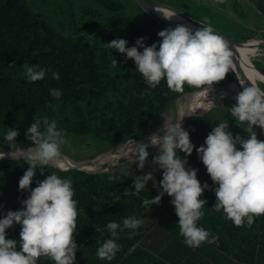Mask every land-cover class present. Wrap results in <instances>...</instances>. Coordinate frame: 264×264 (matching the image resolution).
I'll return each instance as SVG.
<instances>
[{"label":"trees","instance_id":"1","mask_svg":"<svg viewBox=\"0 0 264 264\" xmlns=\"http://www.w3.org/2000/svg\"><path fill=\"white\" fill-rule=\"evenodd\" d=\"M130 1L139 7L135 0ZM190 1L169 0L167 4L188 15ZM246 1L264 15V0ZM234 3L239 10L240 4ZM204 11L210 10L197 2L190 17L206 23L202 21ZM163 29L166 28L148 14L137 13L126 0H0V140L9 127H16L19 130L16 141L27 148L33 144L26 136L27 129L38 116L55 119L66 135L91 136L106 147L150 136L155 132L157 120L175 101L207 85L194 88L185 84L183 90L173 91L162 80L157 87L149 88L134 59L108 48L105 42L120 37L131 47L138 37H145V44L151 45L162 40L158 32ZM115 59L117 64H113ZM25 63L46 67V76L28 81ZM257 67L262 70L260 65ZM54 71L60 73L58 80L52 76ZM233 81L227 73L223 80L213 84ZM51 87H59L63 95L53 97ZM146 88L149 91L145 92ZM230 107L188 117L185 129L196 147L190 156L177 150L181 158L185 157L191 167L198 169L201 183L212 186L202 194L207 204L198 224L210 230V239L217 238L199 247L186 245L181 236L180 240L173 238V251L171 247L167 249L172 235L162 225L179 227L171 196L165 193L159 204L143 205V199L159 194L162 186L158 181L162 180L164 170L155 176L156 183L149 181L136 193L135 178L119 172L90 173L45 166L41 173L37 167L32 188L51 172L72 179L74 198L78 201L76 264H264V214L257 216L251 227L237 226L223 210L211 208L216 202L215 184L196 151L220 121L229 124L228 130L233 135L247 138V122L236 121ZM28 167L22 159H0V217L9 209L23 207L21 201L30 195L29 190H20L18 183ZM109 176L115 179L110 180ZM133 215L142 217L143 225L131 237L129 232L133 230L121 231L116 237L121 249L115 258L100 259L96 254L98 242L110 236L107 222L116 220L122 224L123 218ZM21 228V224H14L7 229L8 237L19 241ZM149 235L160 251L146 242ZM133 245L134 251H129ZM38 264L55 262L42 256Z\"/></svg>","mask_w":264,"mask_h":264},{"label":"clouds","instance_id":"2","mask_svg":"<svg viewBox=\"0 0 264 264\" xmlns=\"http://www.w3.org/2000/svg\"><path fill=\"white\" fill-rule=\"evenodd\" d=\"M164 15L171 18L166 13ZM202 23L206 26L195 31L185 24L163 29L158 32L162 40L151 45L145 44V37H138L131 47L125 38L120 37L105 44L134 59L136 69L149 88L157 87L162 80H166L173 91L183 90L185 84L201 88L223 80L233 66L230 41L219 34L211 23ZM117 63V59L113 60V64ZM24 67L30 82L42 80L48 71L39 63H25ZM52 76L58 80L60 73L54 71ZM240 83L243 85L245 82ZM49 92L56 98L63 95L59 87H51ZM230 110L236 121L247 122V138L233 135L228 130L229 124L220 121L196 151L215 184L216 202L211 208L223 210L237 226L251 227L255 218L264 214V140L258 138L254 129L257 125L264 127V88L251 81V86L237 93L236 103ZM186 111L188 115L195 113L191 109ZM182 119L173 123L166 116L163 135L153 132L148 143H136L135 163L143 169L149 156V144L159 146L153 163L164 170L162 180L158 181L162 187L158 195L143 199V205L152 207L159 204L165 193L171 196L183 242L195 248L217 238L211 236L210 239V230L198 224L205 215L203 209L207 204V199L201 198L202 194L212 186L207 182L202 184L198 179V169L191 167L188 160L181 158L177 152L183 151L190 156L196 147L190 132L182 127ZM18 135V128H8L4 140L11 145V151L0 154V158L11 155L22 158L30 165L18 182L19 189L29 190L30 195L21 201L23 207L9 209L0 217V264H38L42 256L50 258L55 264H76L78 201L74 198L72 179L51 172L45 179L39 180L36 187H31L38 166L41 173L45 166L63 168L60 161L64 157L62 146L68 143L66 131L58 127L55 119L38 116L26 132L33 144L21 147L16 141ZM238 144L242 147L238 148ZM109 179L115 177L109 176ZM149 181L156 183L151 171L136 175L134 191L139 193ZM16 223L22 225L19 241L9 238L7 232ZM143 223V218L135 215L123 218L122 224L109 220L106 228L110 236L98 242L97 256L113 260L121 249L116 239L120 232L131 229L133 231L129 232V236H134L135 230ZM135 247L133 245L129 251H134Z\"/></svg>","mask_w":264,"mask_h":264},{"label":"rangeland","instance_id":"3","mask_svg":"<svg viewBox=\"0 0 264 264\" xmlns=\"http://www.w3.org/2000/svg\"><path fill=\"white\" fill-rule=\"evenodd\" d=\"M126 1L129 3V5L134 7L137 13L141 15L146 13L143 10V8H141L140 6L139 7L134 6L130 0H126ZM157 1L161 2L164 5L169 6L167 4L169 0H157ZM235 1L238 4H240L239 10H236L234 8V5L236 4L234 3ZM235 1L234 0H192L190 1L191 2L190 10H187L189 13L188 15L189 16L192 15L191 12H193L195 3L202 2L210 10L209 12L204 11L202 12V14L205 16V19H208L209 21H211V24L214 26V28L218 32L231 38L235 42H238V40L242 39L241 41H239V43H247V42H252V41H258V42L260 41L261 43H264V15H260L258 11L253 7V5H251L246 0H235ZM211 16L213 17L212 20H210ZM205 19L203 18L202 21H205L206 23H210L209 21ZM247 36H250L251 38H249L247 41L244 42L243 38H246ZM251 61L253 62L257 72L259 71L260 74L264 75V72H263L264 70V45L263 44L259 45L257 52L254 54V56L251 57ZM259 65L261 66L262 70H260L257 67ZM220 86H224V84ZM260 87L264 88V84H260ZM195 93H198V92H195ZM185 96L180 97L177 101H175V103H173L168 108V110L157 120L155 124L156 125L155 132H157L158 134H162L163 124L166 119V116L168 117L170 122L175 123L176 116H177L178 102L179 101L185 102L187 97L191 95H185ZM234 103L236 102L231 99L229 100L220 99L213 105V108L210 111L206 112L202 116L208 114L209 112L213 110L215 111V109H218V110L227 109L228 107L232 106ZM214 114L218 115L217 112H215ZM254 129L257 132L258 138L261 140H264V132L262 128L257 125V126H254ZM67 140H68V143L63 145L61 150L64 153L65 157H68L70 160L74 162H82V161L84 162V161L95 159L97 157L99 158H97L96 161H99L107 157L111 153L110 152L111 150L116 149V147L103 146L91 136L76 137L73 135H67ZM10 151H11V145L4 139L0 140V154H3L5 152L7 153ZM148 151H149V156L147 158L145 167L143 169H140L138 167V163H135L137 155L133 154V155H130L129 157L121 158L120 160H118L116 163H114V166H112L109 172H119L121 174H126V175H129L135 178L136 175H143L151 171L153 172V175L156 176L161 171H163V169L159 168L158 164L153 163V157L158 153V150H153L151 148H148ZM23 162L29 165L26 161H23ZM162 226L164 229H166L167 232H169L170 235H172L171 243L173 242L172 241L173 238H177V240H180L181 235L179 233V227L175 225H171V227H167L168 224L162 225ZM146 242L152 246H156V242L154 241L151 235L148 236V238L146 239ZM171 243L169 246L167 245L168 250L174 244V243L172 244ZM156 247L158 248L159 251L161 250L159 249L160 247H158V245ZM171 250H172V247H171ZM175 251L178 252V249H175Z\"/></svg>","mask_w":264,"mask_h":264},{"label":"bare ground","instance_id":"4","mask_svg":"<svg viewBox=\"0 0 264 264\" xmlns=\"http://www.w3.org/2000/svg\"><path fill=\"white\" fill-rule=\"evenodd\" d=\"M164 13L171 16V18H167ZM155 14L161 19L170 22L172 24H185L190 26L193 31L197 28L188 24L185 19L176 14L173 11H170L164 7L155 11ZM259 45L262 43L259 41H252L244 43L242 46L238 47L236 50H233V66L230 71L237 76L239 81H244L243 87H246V84L251 85V81L256 83L259 87L260 84H264V75L257 72L253 62L251 61V57L257 52ZM238 92H234L226 89L219 90H207L203 92L195 93L191 96H188L186 101H179L177 104V116L175 123H179L182 119V127L186 117L188 116L187 111L191 109L195 112L194 116H202L206 112L210 111L213 108V105L220 99H236V95ZM186 97V96H185ZM186 111V113H185ZM185 114V115H184ZM184 116V117H183ZM264 132V127H261ZM164 133L162 132L163 135ZM148 140L142 142H131L124 145L119 146L113 152H111L107 157L102 160L96 161L94 160L92 163H79L70 160L68 157H63L60 161V164L63 165V168H70L74 165L82 167L83 170L88 172H95L101 170L110 171L114 163H116L121 158L129 157L130 155H137L136 151V143H148ZM149 148L153 150H158L159 146H152L149 144ZM107 165V166H106Z\"/></svg>","mask_w":264,"mask_h":264},{"label":"water","instance_id":"5","mask_svg":"<svg viewBox=\"0 0 264 264\" xmlns=\"http://www.w3.org/2000/svg\"><path fill=\"white\" fill-rule=\"evenodd\" d=\"M138 5L143 8V10L149 15L151 16L154 20H156L161 26H163L164 28H169V27H175L177 26L178 24H172L170 22H167L163 19H161L160 17H158L156 14H155V11L160 9L161 7H164L170 11H173L175 12L176 14H178L179 16H181L183 19H185L187 21L188 24L196 27V28H201V27H205L206 25H204L201 21L199 20H195L193 18H191L190 16H188L187 14L171 7V6H167V5H164L162 4L161 2L157 1V0H135ZM215 29V28H214ZM216 30V29H215ZM217 31V30H216ZM218 32V31H217ZM219 34H221L223 37H225L227 40L230 41V47L233 48V50H236L238 47L242 46L244 43H238V42H235L234 40H232L231 38L223 35L222 33L218 32ZM264 45V43H262ZM232 77H233V82L230 83V84H227V85H224V86H220V85H216V84H213V85H209L201 90H198V91H194V92H191V93H186L184 94L183 96L185 95H192L193 93L195 92H201V91H204V90H221V89H226V90H231V91H234V92H239L241 90H243V85L240 83L239 79L237 78V76H235V74H233L230 70L228 72ZM247 86H251L250 84H246ZM181 96V97H183ZM233 101L236 102V99H231ZM188 117H200V116H194V115H188L184 121V124H183V128H185V123H186V120ZM150 136L146 137L145 139H142L140 141H135V140H131V141H128V142H142V141H145V140H148ZM128 142L124 143V144H127ZM124 144H121V145H124ZM119 145V146H121ZM119 146H116L119 147ZM113 150H111L110 152H113ZM109 153V152H108ZM107 154V153H106ZM99 158V157H97ZM97 158L95 159H92V160H88V161H82V162H79V163H92L94 160H96ZM0 159H13V160H21L22 158H14L12 157L11 155H5L3 158H0ZM53 167H56V166H53ZM58 169H61V170H81V171H85L82 169V167L80 166H77V165H74L70 168H61V167H56ZM85 172H88V171H85ZM97 172H107V170H101V171H95V172H90V173H97Z\"/></svg>","mask_w":264,"mask_h":264}]
</instances>
